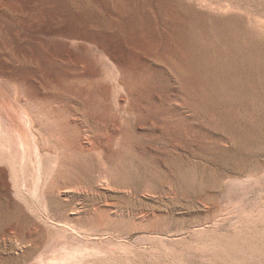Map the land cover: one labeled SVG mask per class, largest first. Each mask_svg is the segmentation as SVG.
<instances>
[{
  "label": "rangeland",
  "instance_id": "obj_1",
  "mask_svg": "<svg viewBox=\"0 0 264 264\" xmlns=\"http://www.w3.org/2000/svg\"><path fill=\"white\" fill-rule=\"evenodd\" d=\"M0 264H264V0H0Z\"/></svg>",
  "mask_w": 264,
  "mask_h": 264
}]
</instances>
